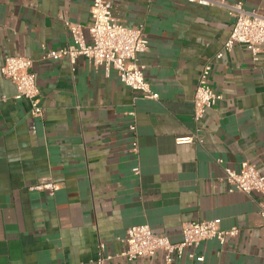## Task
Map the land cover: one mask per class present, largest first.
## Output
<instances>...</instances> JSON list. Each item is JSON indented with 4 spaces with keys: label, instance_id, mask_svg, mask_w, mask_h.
Here are the masks:
<instances>
[{
    "label": "crops",
    "instance_id": "crops-1",
    "mask_svg": "<svg viewBox=\"0 0 264 264\" xmlns=\"http://www.w3.org/2000/svg\"><path fill=\"white\" fill-rule=\"evenodd\" d=\"M216 1H240L264 15V0ZM91 2L0 0V65L10 55L31 60L43 109L32 116L0 74V264H96L100 255L102 264H164L162 250L121 255L126 229L147 224L178 242L185 222L203 220L237 233L203 241L195 250L201 262L184 250L172 264H264V195L229 192L219 180L223 166L238 170L241 161L264 176V45L256 60L242 44L216 58L233 27L221 4L106 0L120 24L143 27L148 45L137 61L156 95L149 99L83 56L74 64L42 58L72 44L65 21L79 24L90 42ZM206 63L222 99L194 122L192 98ZM195 133L190 143L175 142ZM46 183L57 190L29 189Z\"/></svg>",
    "mask_w": 264,
    "mask_h": 264
},
{
    "label": "built area",
    "instance_id": "built-area-1",
    "mask_svg": "<svg viewBox=\"0 0 264 264\" xmlns=\"http://www.w3.org/2000/svg\"><path fill=\"white\" fill-rule=\"evenodd\" d=\"M202 6L215 4L223 5L233 18L232 31L221 49L216 53L220 58L224 51H230L234 44L244 45L251 53L254 60L257 59L264 45V15L256 10L247 11L242 2L224 4L216 0H188ZM64 25L72 39V44L66 47L48 49L43 52V59L58 60L68 58L70 64H74L79 56H83L96 69H102L107 76L110 70H114L119 81L132 90L139 91L146 98L153 99L156 95L151 91L149 84L144 79V67L137 61L139 53L147 49L148 39L143 27L129 28L120 24L112 16L106 5V0H92L90 5V22L87 32L90 42H86L82 27L79 24L65 21ZM211 64L206 63L202 68L192 98V119L198 122L206 109L213 108L222 99L221 94L216 93L209 83ZM0 74L9 79L15 86L14 99H26L30 104L29 112L34 117L42 115L39 91L35 84V75L31 70V60L23 55H10L4 58L0 65ZM4 100V97H2ZM133 113H130L132 115ZM134 121L128 124V130L135 132ZM197 139V135L177 137V144L190 143ZM131 151L137 152V145H132ZM222 160H218L221 163ZM134 175L139 174L137 166L131 169ZM224 175L219 180L228 183V191H239L250 195L261 193L264 195V176L253 164L241 161L238 170L223 166ZM30 190H46L53 194L57 190L54 183L35 185ZM261 216H264V206L260 205ZM237 233L236 227L227 230L217 228L215 221H187L181 229V239L171 242L167 237L156 236L147 224H138L128 227L125 231V249L121 255L128 260L135 258L151 257L156 250L164 252V264H172L174 257L180 258L184 250H188L187 257L197 262L203 261L202 255H196L195 250L207 239H215L223 243L225 237H233ZM103 249V244H100ZM104 257L96 260V264H102Z\"/></svg>",
    "mask_w": 264,
    "mask_h": 264
}]
</instances>
